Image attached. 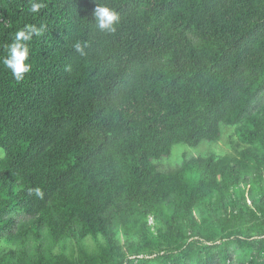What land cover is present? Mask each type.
I'll return each mask as SVG.
<instances>
[{
    "label": "trees",
    "instance_id": "obj_1",
    "mask_svg": "<svg viewBox=\"0 0 264 264\" xmlns=\"http://www.w3.org/2000/svg\"><path fill=\"white\" fill-rule=\"evenodd\" d=\"M221 125L235 155L157 171ZM0 149V264H264V0H0Z\"/></svg>",
    "mask_w": 264,
    "mask_h": 264
},
{
    "label": "rangeland",
    "instance_id": "obj_2",
    "mask_svg": "<svg viewBox=\"0 0 264 264\" xmlns=\"http://www.w3.org/2000/svg\"><path fill=\"white\" fill-rule=\"evenodd\" d=\"M234 126L221 125L220 127V137L217 142H202L196 147H188L186 145L178 144L175 145L171 153L164 158H161L158 161H155L157 171L159 172H168L178 169L184 161L189 159H194L198 157H212V158H221L224 156H233L236 151L239 150L240 145L234 134ZM4 156V151L0 149V159ZM247 190V188H246ZM247 204H250V200H247ZM115 239L118 244L126 247L128 244L135 242V237H127L123 235L121 230L116 232ZM100 243H102L101 238H99ZM96 242L90 238H87L83 242H77L76 239H67L62 245L54 247L52 249L53 254L59 252L64 253L65 255H77L81 248L83 251H91L95 249ZM232 251L237 255V249L235 246H232ZM152 264V263H151Z\"/></svg>",
    "mask_w": 264,
    "mask_h": 264
},
{
    "label": "clouds",
    "instance_id": "obj_3",
    "mask_svg": "<svg viewBox=\"0 0 264 264\" xmlns=\"http://www.w3.org/2000/svg\"><path fill=\"white\" fill-rule=\"evenodd\" d=\"M42 5L40 3H31L29 11L32 14H38ZM96 26L102 31H115V25L119 22L118 13L107 6H97L94 11ZM15 33V41L8 46V56L3 60V65L11 72V75L17 80H23L25 74L31 71V65L27 62L29 56L28 45L22 41H30L33 34L39 35L40 30L34 26L26 25ZM75 48L81 55L84 54L80 44ZM36 194L40 195V190L36 189Z\"/></svg>",
    "mask_w": 264,
    "mask_h": 264
}]
</instances>
